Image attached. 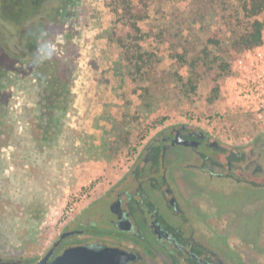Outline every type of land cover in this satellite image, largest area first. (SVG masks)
I'll use <instances>...</instances> for the list:
<instances>
[{
	"label": "rangeland",
	"instance_id": "rangeland-1",
	"mask_svg": "<svg viewBox=\"0 0 264 264\" xmlns=\"http://www.w3.org/2000/svg\"><path fill=\"white\" fill-rule=\"evenodd\" d=\"M225 1L150 0L148 17L140 22L145 33L141 46L154 54L146 94L126 72L122 49L108 40L116 20L112 0H81L76 26L58 29L46 41L47 49L54 46L58 52L63 35L62 49L73 48L77 64L70 109L59 126L49 130L44 129L46 122L40 123L36 76L16 67L21 77L7 82L9 89L0 105V113H7L0 128V258L41 256L71 212L115 183L143 141L165 126L192 123L233 145L264 131V125L233 109L226 96L225 83L244 51L227 55L229 61L236 59L230 73L217 83L216 101L207 99L215 82L205 67L192 77L199 82L196 90L190 84L177 85L178 75L191 76L187 63L201 54L208 38L215 34L229 38L220 19ZM117 28L124 30L121 25ZM152 95L151 106L145 104ZM176 155L184 159L186 152ZM239 188L230 185L212 192L226 209L245 206L258 193L259 208L246 212L242 222L263 234L260 198L264 196L261 191Z\"/></svg>",
	"mask_w": 264,
	"mask_h": 264
},
{
	"label": "flooded vegetation",
	"instance_id": "flooded-vegetation-1",
	"mask_svg": "<svg viewBox=\"0 0 264 264\" xmlns=\"http://www.w3.org/2000/svg\"><path fill=\"white\" fill-rule=\"evenodd\" d=\"M80 4L0 0L2 97L7 82L20 79V66L33 71L42 90L36 75L40 65L66 54L63 35L58 52L54 46L48 50L46 41L58 29L76 26ZM6 116L0 114V128ZM180 150L186 152L184 159L176 155ZM230 185L264 196V131L233 145L192 123L165 126L143 141L115 183L71 212L41 256L0 259L35 264L49 256L52 263L67 251L88 248L115 251L102 264H264V233L242 222L246 212L259 208L258 193L245 206L226 209L212 191ZM260 204L264 212V197ZM69 260L81 261L77 256Z\"/></svg>",
	"mask_w": 264,
	"mask_h": 264
},
{
	"label": "trees",
	"instance_id": "trees-1",
	"mask_svg": "<svg viewBox=\"0 0 264 264\" xmlns=\"http://www.w3.org/2000/svg\"><path fill=\"white\" fill-rule=\"evenodd\" d=\"M229 1H231V7H229ZM150 3V0H112L110 5L116 14V20L108 36L112 44L122 49L121 56L126 63V72L136 83L142 84L146 94L150 91L151 83L149 84L148 75L151 68L148 67L153 65L154 54L141 46L145 33L140 27V22L148 17ZM263 16L264 0H227V3L225 1L220 19L221 28L230 33L229 38L222 39L217 34L208 38L206 44L202 45L201 54L192 57L191 62L187 63L191 76L184 78L178 75L177 85L187 87L190 84L196 90L199 82L194 81L192 77L199 67H205L207 74L213 75L215 82L207 99L210 103L216 101L220 96V85L217 83L230 73L232 62L236 59L229 61L227 55L240 54L263 43ZM119 25L125 31L119 30L117 28ZM180 57L182 58L183 55ZM40 67L41 73L38 72L36 75L39 84H42V90L39 92L40 98L37 105L40 123L46 122L47 127L44 129L49 130L59 126V122L66 116L72 103L71 84L74 78L73 73L77 68L75 51L73 48L68 49L63 57L46 59ZM0 98H2L1 95ZM153 99H155L154 95L150 96L145 104H152ZM114 128L117 129V126ZM47 137L48 131L44 134V138L47 139Z\"/></svg>",
	"mask_w": 264,
	"mask_h": 264
},
{
	"label": "built area",
	"instance_id": "built-area-1",
	"mask_svg": "<svg viewBox=\"0 0 264 264\" xmlns=\"http://www.w3.org/2000/svg\"><path fill=\"white\" fill-rule=\"evenodd\" d=\"M232 74L225 91L233 109L251 117L253 123L264 125V37L260 46L245 50L235 61Z\"/></svg>",
	"mask_w": 264,
	"mask_h": 264
},
{
	"label": "water",
	"instance_id": "water-1",
	"mask_svg": "<svg viewBox=\"0 0 264 264\" xmlns=\"http://www.w3.org/2000/svg\"><path fill=\"white\" fill-rule=\"evenodd\" d=\"M116 255L115 251L111 249H106L102 251H94L88 248H79L71 251H67L63 256L59 257L52 263H47L48 257L46 256L44 259L40 260L35 264H72L69 260V257H80L81 261L77 264H102V258H110ZM115 258V256H114ZM88 260V261H87ZM0 264H22L20 261H2L0 259Z\"/></svg>",
	"mask_w": 264,
	"mask_h": 264
},
{
	"label": "crops",
	"instance_id": "crops-1",
	"mask_svg": "<svg viewBox=\"0 0 264 264\" xmlns=\"http://www.w3.org/2000/svg\"><path fill=\"white\" fill-rule=\"evenodd\" d=\"M101 80H102V82H101V83H105V81H106L105 79H101Z\"/></svg>",
	"mask_w": 264,
	"mask_h": 264
}]
</instances>
